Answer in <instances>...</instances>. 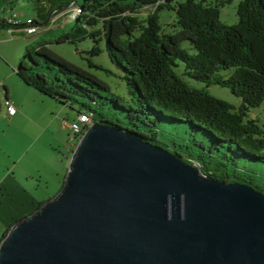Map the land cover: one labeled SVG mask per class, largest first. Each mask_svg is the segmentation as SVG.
Listing matches in <instances>:
<instances>
[{
    "label": "water",
    "instance_id": "water-1",
    "mask_svg": "<svg viewBox=\"0 0 264 264\" xmlns=\"http://www.w3.org/2000/svg\"><path fill=\"white\" fill-rule=\"evenodd\" d=\"M0 264H264V192L91 116L63 186L11 225Z\"/></svg>",
    "mask_w": 264,
    "mask_h": 264
},
{
    "label": "trees",
    "instance_id": "trees-1",
    "mask_svg": "<svg viewBox=\"0 0 264 264\" xmlns=\"http://www.w3.org/2000/svg\"><path fill=\"white\" fill-rule=\"evenodd\" d=\"M232 1L0 0V28L7 26L13 34V28L27 27L28 22L22 24L17 19L21 8L31 11L32 17L27 21L31 19L38 28L50 22L61 23L59 36L28 49L27 58L16 68L20 80L49 97L64 104L78 99L76 95L97 102L100 89H111L106 80L67 60L50 45L78 43L88 37L98 42L105 37L111 61L126 71L124 78L134 95V104L123 105L129 111L131 122L135 123L136 119L155 126L156 119L149 113L191 122L196 129L208 131L216 146L227 145L236 149L238 155L264 161V123L259 118L248 117L251 108L264 105V0H238L239 19L227 25L220 20V9ZM165 9L175 13L173 26L178 27L177 31L169 32L165 28L161 15ZM5 14L11 18L8 20ZM185 41L190 42L193 52L183 46ZM99 51L94 45L89 52L98 54ZM179 60L184 64V75L207 84L231 87L242 100L240 107L191 86L174 69ZM43 64L57 69L58 73L50 79L46 72L38 70V65ZM89 65L95 66L90 60ZM225 68H234L229 78L219 75ZM117 102L120 103V97ZM92 110L86 114L98 121ZM100 121L109 123L105 117ZM117 126L159 143L156 129L140 130L137 124L128 129ZM182 159L198 164L194 158ZM198 166L210 177L251 184L249 180L233 179L230 175L208 173Z\"/></svg>",
    "mask_w": 264,
    "mask_h": 264
},
{
    "label": "rangeland",
    "instance_id": "rangeland-1",
    "mask_svg": "<svg viewBox=\"0 0 264 264\" xmlns=\"http://www.w3.org/2000/svg\"><path fill=\"white\" fill-rule=\"evenodd\" d=\"M237 5L238 0H233L221 7L220 20L227 25L236 23L239 19ZM17 14V19L22 24L27 22L28 17H32L29 9L21 8L17 11ZM161 15L165 28L169 32L177 31L178 27L173 26L176 18L175 13L172 10L165 9L161 12ZM5 16L8 20L11 18L9 14H5ZM56 17L53 18V21ZM60 24V22H50L48 25L40 27L37 33L35 32L30 35L26 33L22 26L13 28V34L9 32L10 28L7 26L0 28V90L3 89L1 81L5 77L6 79H14L13 75H16V68L27 58L28 49L37 47L39 43L49 40L53 41L59 36L62 29ZM73 24L74 21L72 20L71 26ZM50 45L55 52L65 56L67 60L81 67L88 68L95 75L106 80L111 89L109 91L100 89L97 102L76 95L78 99H73L69 103L64 104L60 100L47 95L46 97H49V100H46L45 106L35 101L33 95L23 93L28 101L27 108L29 115L27 118L34 120L35 124L39 125V127H35L36 125L28 119L19 118L16 123L10 124L8 104L2 101V111H0V170L6 167V160L11 153L13 156L18 154V156L21 155L20 157H23V161L18 162L22 160L20 158V160L16 161L17 165H14L18 174L30 172V168L34 173V169L37 166L46 164L48 168H44V179L49 183L48 189L42 188L37 191L36 187L33 188V191L42 200L50 199L60 190V181H62V176L64 175V172H62L60 176H57V165L52 160V152L49 145L53 144L54 151L60 155L62 162L66 169H68L72 152L78 144L79 139L74 137L73 131L64 126L63 123L68 122L71 124L76 121L80 113H90L91 109H93L92 111L95 115L94 119L98 121L105 117L109 121L108 124L122 125L125 129L135 128L136 124L140 130L156 129L159 132V143L156 144L164 146L166 150L172 153L178 152L182 158L187 160L194 158L208 173L230 175L233 179L249 180L253 186L262 189L264 192V161L238 155L236 149H231L227 145L226 147L216 146L212 135L208 131L196 129L191 122L167 119L166 117H161L158 113L148 114L151 115V118L156 119L155 126L151 127L142 120L135 119L136 124L131 122L128 117L129 111L123 105L134 104V95L130 92L131 88L124 78L127 74L126 71L123 67L111 61L105 46V37L100 38L98 42H95L94 38L88 37L78 43L63 42ZM94 45L100 49L98 54L89 52ZM183 46L191 52L194 51L190 48L192 45L188 41L183 42ZM89 60L95 66H90ZM177 63L178 65L174 67L175 71L181 74L182 78L191 86L196 87V89H205L212 96L224 99L235 105L236 108L242 104L241 98L233 93L231 87L220 83L207 84L197 81L188 75H184L185 67L181 60ZM97 66H100V68ZM38 70L46 72L50 79L58 73L57 69H52L45 64L38 65ZM233 71L234 68L221 69L219 75L229 78ZM1 96L2 94H0ZM119 97L121 104L117 102ZM41 113H46L45 116L48 119L47 121L41 120L42 124L38 123ZM248 117L259 118V121L264 123V105L251 108ZM13 164L11 163L7 169L13 166ZM12 168L10 169L12 170ZM37 180V176L31 179L33 186L39 185Z\"/></svg>",
    "mask_w": 264,
    "mask_h": 264
},
{
    "label": "crops",
    "instance_id": "crops-1",
    "mask_svg": "<svg viewBox=\"0 0 264 264\" xmlns=\"http://www.w3.org/2000/svg\"><path fill=\"white\" fill-rule=\"evenodd\" d=\"M13 76H14L13 80H11V78L6 79L5 77L1 81V83L3 84L2 86L3 89L0 90L1 91L0 94H2V96L0 97V111H2V101H7L9 99L17 107V111L14 115H10L8 113L10 124L16 123V121L19 118V119H28L31 122H33L34 125H36L35 127H39V125L35 124L34 120L27 118V116L29 115L27 108L28 101L26 100V97L23 95V93L33 95L35 101H37L39 104H42V106L43 105L45 106L44 103L46 102V100H49L48 99L49 97L47 98L46 94L38 91L37 89H35L34 86L24 83L22 80H20V78L17 75L14 74ZM20 94H22L23 97ZM42 114L43 113L40 114L41 117L40 120H38V123L40 124H42L41 120L42 121L48 120L46 118L47 116H45L46 113H44L43 115ZM49 148L52 152V155L50 153L52 160L54 164L57 165L56 166L58 171L57 176H60L62 172H64V175L62 176V181H60L62 187L64 178L67 174V169L64 163L62 162L60 155L54 151L52 143L49 145ZM15 155L16 156H13L12 153L9 154L8 159L6 160V167L0 170V238L1 239L4 233L7 232L9 227L16 220L21 219L24 216L28 215L38 205L43 203L44 200H42V198L36 195L37 193L33 191V188L36 187L37 191L41 190L42 188L47 190L49 186L48 181L44 179V168L45 167L46 169L48 168L46 164L37 166L34 169L35 170L34 173L30 168V172L28 171L24 174H18V172H16L15 170L16 168L15 166L17 165L16 161L20 160V158H22V160L18 162L23 161V157H20L21 155L18 156V154ZM11 163L12 164L14 163L13 166H11L13 167L12 170L10 169L11 167L7 169V167H9ZM35 176L38 177L37 182L39 185L33 186L31 183V179H34Z\"/></svg>",
    "mask_w": 264,
    "mask_h": 264
},
{
    "label": "built area",
    "instance_id": "built-area-1",
    "mask_svg": "<svg viewBox=\"0 0 264 264\" xmlns=\"http://www.w3.org/2000/svg\"><path fill=\"white\" fill-rule=\"evenodd\" d=\"M29 25L24 28L27 34H33L38 32V27L33 24V21L31 19H28L27 21ZM11 33V30H9ZM8 104L9 114L14 115L17 111V107L11 102V100L5 101ZM90 116L83 115L80 120L74 121L73 123L69 124L68 122H64L65 126H68L73 131V135H77V137L81 136L82 132H84L85 127L90 122Z\"/></svg>",
    "mask_w": 264,
    "mask_h": 264
},
{
    "label": "clouds",
    "instance_id": "clouds-1",
    "mask_svg": "<svg viewBox=\"0 0 264 264\" xmlns=\"http://www.w3.org/2000/svg\"><path fill=\"white\" fill-rule=\"evenodd\" d=\"M82 134H83V132H82ZM82 134H81V135H82ZM76 137H77V136H76ZM80 137H81V136H79V137H77V138L80 139Z\"/></svg>",
    "mask_w": 264,
    "mask_h": 264
},
{
    "label": "bare ground",
    "instance_id": "bare-ground-1",
    "mask_svg": "<svg viewBox=\"0 0 264 264\" xmlns=\"http://www.w3.org/2000/svg\"><path fill=\"white\" fill-rule=\"evenodd\" d=\"M90 115H91V114H90ZM90 115H89V116H90ZM87 116H88V115H87ZM90 117H91V116H90Z\"/></svg>",
    "mask_w": 264,
    "mask_h": 264
}]
</instances>
